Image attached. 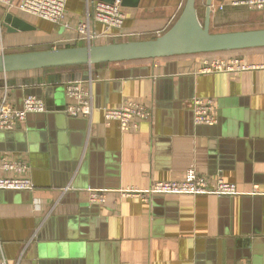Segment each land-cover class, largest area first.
<instances>
[{
  "label": "crops",
  "instance_id": "0c3cea01",
  "mask_svg": "<svg viewBox=\"0 0 264 264\" xmlns=\"http://www.w3.org/2000/svg\"><path fill=\"white\" fill-rule=\"evenodd\" d=\"M90 1L67 0L70 28L2 6L5 53L86 45L75 28ZM185 1L128 0L124 35L99 43L155 38ZM234 1L212 0V32L264 28V9ZM206 4L197 0L201 19ZM205 57L0 74V97L6 89L9 104L21 108L31 92L47 107L0 131V158L27 161L35 185L0 191V251L8 264H264V47L214 56L255 66L242 71L199 73ZM74 80L92 88L91 120L66 113L74 101L65 84ZM196 97L214 99L217 123H195ZM126 100L144 103L151 117L137 128L106 123L104 108ZM190 169L235 183L240 194L146 201L114 193L180 180ZM255 185L263 194H251ZM89 188L111 191L106 203H91Z\"/></svg>",
  "mask_w": 264,
  "mask_h": 264
},
{
  "label": "built area",
  "instance_id": "2783aa9c",
  "mask_svg": "<svg viewBox=\"0 0 264 264\" xmlns=\"http://www.w3.org/2000/svg\"><path fill=\"white\" fill-rule=\"evenodd\" d=\"M234 5H247L256 9H264V0H237ZM18 9L22 12L35 15L42 19L61 24L64 28H70L67 20V0H0V8ZM126 21V15L119 1L108 2L92 0L88 2L85 19H81L77 26L78 40H83L86 45L99 44L102 36L120 37ZM97 25H103L105 30L98 31ZM112 31L118 32L111 35ZM0 53H5L0 33ZM239 58L205 57L199 68V73L235 72L249 68ZM65 93L74 102L68 105L66 113L72 117H84L92 119L95 111V103L91 87H86L84 81L74 80L65 84ZM9 92L5 89L0 97V131H12L23 123L28 114L47 111L45 102L34 96L28 95L23 99V106L17 108L8 101ZM194 121L198 125H212L218 122L215 101L212 98L196 97L193 102ZM105 122L113 120L120 122L125 128H137L140 121L151 117L149 108L142 102L126 100L118 107L104 108ZM35 185L31 177V169L27 161L13 159L6 155L0 158V191H33ZM111 191L89 188V200L94 204H105ZM117 197H141L149 201L158 195H204L235 196L240 194L235 183L228 182L220 177H210L188 170L186 176L180 180L155 181L147 189L136 187L122 188L114 192ZM251 194L261 193L259 186L255 185ZM0 264H8L7 259L0 251Z\"/></svg>",
  "mask_w": 264,
  "mask_h": 264
},
{
  "label": "water",
  "instance_id": "95a60500",
  "mask_svg": "<svg viewBox=\"0 0 264 264\" xmlns=\"http://www.w3.org/2000/svg\"><path fill=\"white\" fill-rule=\"evenodd\" d=\"M211 14L212 0H207L204 19L197 0H186L176 21L155 38L0 53V74L264 47V28L215 33Z\"/></svg>",
  "mask_w": 264,
  "mask_h": 264
},
{
  "label": "trees",
  "instance_id": "16d2710c",
  "mask_svg": "<svg viewBox=\"0 0 264 264\" xmlns=\"http://www.w3.org/2000/svg\"><path fill=\"white\" fill-rule=\"evenodd\" d=\"M228 51V50H226ZM229 51H236V50H229ZM220 52V51H219ZM222 52V51H221ZM198 55L202 56H209L208 53H199ZM136 61V60H135ZM74 67H84V66H74ZM62 68H70V67H62ZM62 68H50V69H45V70H53V69H62Z\"/></svg>",
  "mask_w": 264,
  "mask_h": 264
},
{
  "label": "rangeland",
  "instance_id": "374dc122",
  "mask_svg": "<svg viewBox=\"0 0 264 264\" xmlns=\"http://www.w3.org/2000/svg\"><path fill=\"white\" fill-rule=\"evenodd\" d=\"M217 53H218V52H209L208 55H209L210 57H214V56H217Z\"/></svg>",
  "mask_w": 264,
  "mask_h": 264
}]
</instances>
